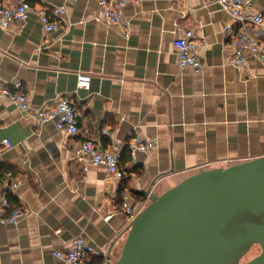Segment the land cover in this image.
<instances>
[{
	"label": "crops",
	"instance_id": "0c3cea01",
	"mask_svg": "<svg viewBox=\"0 0 264 264\" xmlns=\"http://www.w3.org/2000/svg\"><path fill=\"white\" fill-rule=\"evenodd\" d=\"M32 6L65 7L66 16L64 27L48 34L36 14L0 29V86L21 84L31 100L29 113L0 105V163L16 170L2 181L19 183L11 192L28 210L17 224H0V264H65L54 253L77 237L95 250L87 264L93 258L106 264L116 241L115 262L129 226L125 195L138 213L149 203L148 190L160 195L200 169L264 157V63L251 52L243 66L232 63L235 49L225 34L232 19L215 0L131 2L124 10L128 30L98 19L99 0ZM251 13L264 17V0H254ZM187 31L203 42L196 50L200 72L179 66L174 42ZM251 33L264 45V25ZM79 74L91 76L90 90L79 89ZM62 98L78 113L77 136L37 118ZM135 136L158 144L125 161ZM85 139L122 150L123 181L102 165L83 172L76 155Z\"/></svg>",
	"mask_w": 264,
	"mask_h": 264
},
{
	"label": "water",
	"instance_id": "95a60500",
	"mask_svg": "<svg viewBox=\"0 0 264 264\" xmlns=\"http://www.w3.org/2000/svg\"><path fill=\"white\" fill-rule=\"evenodd\" d=\"M149 203L106 264H264V157L200 169ZM258 246L261 253L243 263Z\"/></svg>",
	"mask_w": 264,
	"mask_h": 264
},
{
	"label": "built area",
	"instance_id": "2783aa9c",
	"mask_svg": "<svg viewBox=\"0 0 264 264\" xmlns=\"http://www.w3.org/2000/svg\"><path fill=\"white\" fill-rule=\"evenodd\" d=\"M222 10L230 16L231 23L225 27V34L229 44L235 49L232 63L237 66L244 65V53L251 52L264 63V45L252 33L251 27L264 25V17L261 13L252 14L254 0H215ZM138 3L139 0H99L98 19L105 20L113 26L128 30L129 23L125 18L124 10L129 3ZM67 4L75 5L77 0H66ZM31 14H36L42 23L44 33L58 31L64 27L66 8L54 7L52 9L41 8L37 10L26 0H18L12 6L0 7V29L8 30L15 25L27 21ZM203 46V42L195 39L193 31H187L184 39L176 40L174 47L179 52V66L183 69H192L195 72L203 70V61L197 56L196 50ZM79 89L90 90L91 76L78 75ZM8 101L20 112L29 113L31 107L30 97L22 91L21 84L14 87L0 86V105ZM37 118L41 123H54L58 131L71 136L80 134V120L78 113L69 99H59L47 109L40 111ZM8 148L12 149L10 141H4ZM156 139L143 141L140 137H132L128 142V152L131 158L138 153H146L156 148ZM83 166V172L89 171V165L105 166L108 173L119 181L125 179V172L121 166L123 152L121 149L103 148L99 143L83 140L76 155ZM19 183H5L0 181V190L4 194L0 198V224H17L19 220L28 216V210L23 207L12 209L8 199V193L15 191ZM130 224L137 212L130 204V197L124 196L123 211ZM94 248L83 237H77L71 241L70 247L64 252H55L57 259L65 264H87L89 257L95 256Z\"/></svg>",
	"mask_w": 264,
	"mask_h": 264
},
{
	"label": "trees",
	"instance_id": "16d2710c",
	"mask_svg": "<svg viewBox=\"0 0 264 264\" xmlns=\"http://www.w3.org/2000/svg\"><path fill=\"white\" fill-rule=\"evenodd\" d=\"M26 1L29 4H31V5H35L38 2V0H26ZM0 6H2L1 5V0H0ZM125 155H126L125 161L130 160L131 156H130V154L128 152V148H127V150L125 152ZM121 166L123 167V164H121ZM15 171H14L13 167L10 164H8V163H0V181L6 179L8 177H12V176L16 175ZM127 184H128V182L125 181L124 182V187H123V189H122V191L120 193V197L121 198L123 197L124 191L127 188ZM140 198H141L140 196H137V199L140 200ZM8 199H9V201L11 203L12 209H17L19 207L18 200L12 193H8ZM89 264H104V259L103 258L102 259L101 258H93L91 260V262H89Z\"/></svg>",
	"mask_w": 264,
	"mask_h": 264
},
{
	"label": "rangeland",
	"instance_id": "374dc122",
	"mask_svg": "<svg viewBox=\"0 0 264 264\" xmlns=\"http://www.w3.org/2000/svg\"><path fill=\"white\" fill-rule=\"evenodd\" d=\"M261 253V250L258 246H255L251 252L244 258L243 263L249 262L250 260L254 259Z\"/></svg>",
	"mask_w": 264,
	"mask_h": 264
}]
</instances>
